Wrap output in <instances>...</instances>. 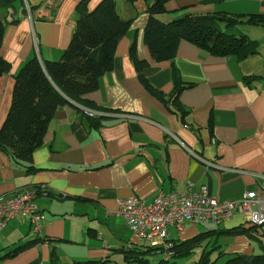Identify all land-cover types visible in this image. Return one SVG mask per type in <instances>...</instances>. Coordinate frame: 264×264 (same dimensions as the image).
<instances>
[{"label": "crops", "instance_id": "0c3cea01", "mask_svg": "<svg viewBox=\"0 0 264 264\" xmlns=\"http://www.w3.org/2000/svg\"><path fill=\"white\" fill-rule=\"evenodd\" d=\"M79 1L18 0L12 16L0 9L7 23L0 57L10 65L0 76V130L12 106L15 76L33 58L61 59L76 28ZM101 1L90 0L88 10ZM113 1L129 26L116 45L113 69L85 96L103 110L76 102L58 108L32 154V172L0 147V200L32 193L44 216L39 232L23 216L7 223L0 233V264H129L125 253L146 244L115 215L120 200L151 203L158 193H181L188 184L194 192L205 186L209 195L226 201L262 191L264 24L246 21L264 17V0H168L165 13L156 17L161 23L184 14L233 15L255 45L238 61L180 41L175 57L161 63L143 42L151 0ZM132 44L135 58L148 64L141 71ZM94 117L100 119L97 125ZM248 220L236 215L221 226L186 222L180 231L171 227L169 236L185 242L205 233L190 253L201 251L192 263L208 253L210 264H224L233 255L264 254V227L249 234L219 233L250 229Z\"/></svg>", "mask_w": 264, "mask_h": 264}, {"label": "trees", "instance_id": "16d2710c", "mask_svg": "<svg viewBox=\"0 0 264 264\" xmlns=\"http://www.w3.org/2000/svg\"><path fill=\"white\" fill-rule=\"evenodd\" d=\"M17 1L0 0V9L9 10L12 16ZM89 2L90 0H80L76 7V28L61 59L57 62L40 63L37 58H33L15 76L12 106L0 130V147L28 172L33 171L30 166L32 154L41 146L47 124L58 108L76 102L88 109H101L86 100L85 96L97 89L100 76L113 69L116 45L126 33L129 22L119 17L113 0H102L92 11L88 10ZM167 2L168 0H151L147 8L148 20L143 42L156 63L174 58L180 41L191 43L217 57L234 56L238 61L253 53L255 43L239 29L242 22L236 16L184 14L164 24L156 17L165 13ZM13 22L15 21L10 23ZM246 23L264 24V17L251 16ZM6 24L0 19V46ZM134 48L135 45L132 44L131 56L136 69L141 71L148 64L135 58ZM9 70L10 65L0 57V76ZM99 121L98 117L91 118L94 125ZM254 228L256 227L246 230L239 227L219 233L249 234ZM204 235L202 233L185 242L172 241L168 259H165L162 252L147 245L140 250L127 251L125 259L128 263L146 264L147 256L161 255L163 257L155 264H178L177 261L188 256L200 244V238ZM40 241L41 239L28 242L1 259L13 257L22 249ZM198 264H210L208 253L203 254ZM224 264H264V254L233 255Z\"/></svg>", "mask_w": 264, "mask_h": 264}, {"label": "built area", "instance_id": "2783aa9c", "mask_svg": "<svg viewBox=\"0 0 264 264\" xmlns=\"http://www.w3.org/2000/svg\"><path fill=\"white\" fill-rule=\"evenodd\" d=\"M191 187L188 184L181 193H158L151 203L137 197L120 200L115 215L126 222L136 238L162 252L165 259L170 257L172 247L169 229L174 227L180 231L186 222L221 226L233 216L247 215L249 226L264 227V185L261 192H245L235 201L213 197L205 186L196 192ZM34 200L32 193L0 200V233L16 216L28 218L33 231L39 232L44 216Z\"/></svg>", "mask_w": 264, "mask_h": 264}, {"label": "rangeland", "instance_id": "374dc122", "mask_svg": "<svg viewBox=\"0 0 264 264\" xmlns=\"http://www.w3.org/2000/svg\"><path fill=\"white\" fill-rule=\"evenodd\" d=\"M0 19L3 20V14L1 15V18ZM207 225H209V224H207ZM199 228L202 230L203 228H205V225L204 226H199ZM143 244H146V243L143 242ZM200 252H201L200 250L199 251L198 250L196 251V249H195L194 252L192 254H190V256H188L186 258H183V259H180L177 263L178 264H193L192 262H195L198 259ZM162 257L161 256H149L148 257L149 260H148V262L146 264H155ZM110 261H112V260H110ZM110 264H118V263L110 262ZM129 264H138V263L137 262H132V263H129Z\"/></svg>", "mask_w": 264, "mask_h": 264}]
</instances>
